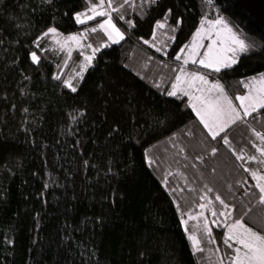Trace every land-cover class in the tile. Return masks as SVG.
<instances>
[{"label": "snow or ice", "instance_id": "obj_1", "mask_svg": "<svg viewBox=\"0 0 264 264\" xmlns=\"http://www.w3.org/2000/svg\"><path fill=\"white\" fill-rule=\"evenodd\" d=\"M218 4L219 0H81L79 4L70 0H39L38 4L31 5L33 16L25 30L31 43L25 42L21 46L23 55L14 56L6 67H19L23 63L33 72H41L49 53L59 57L55 70L41 72V75L52 84L53 89L60 90L58 95L65 99L66 104L72 101L68 104V119L72 122L86 120L88 96L85 86L101 63L107 68L108 61L102 60L107 53L103 50L121 45L126 37L146 23L149 27L147 38L136 35L135 39L152 50L151 54L146 55V64L155 61L162 71L151 79L140 73L135 75L149 85L148 92L156 103L165 107L156 110L151 124L144 126L135 121L133 126L143 127L145 135L155 133L157 129L165 134L164 139L157 143L171 150L170 157L175 164L180 165L181 161H185L182 168L190 167L193 178L190 179L180 168L162 170L158 163L161 158L153 152L156 146L144 147L139 133L126 138L119 120L113 119L105 139L111 143L112 139L119 138L121 146L132 148V151L124 156L117 149L114 155H109L104 175L108 180L110 195L103 194L107 203L102 206L108 207L110 203V210H115L117 199L122 202L126 198L120 185L136 172L137 149L132 145L135 140L143 149L141 170L150 178L155 177L159 181V188L172 197L169 211L175 209L178 228L183 230L192 256L197 257L196 264H202L205 245L212 246L211 252L215 257L213 264H264V72L236 81L243 91H233L224 80V77L236 72L235 66L240 63L242 54L252 51L257 47V42L238 31L237 25L222 14ZM189 21L192 22L190 26ZM8 22L13 23V18L9 17ZM60 24H67L75 30L62 31ZM186 26L188 33L185 34ZM15 27L18 30L23 28L22 25ZM181 34H185L183 42L180 40ZM5 40L9 45L19 43V40L0 35V46L4 52L10 50L4 46ZM261 50H264V46ZM74 53H78V56H74ZM156 54L163 59H158ZM127 67L123 65V68ZM20 76L25 81L33 79L23 71ZM97 81L93 82L94 88L98 99L104 100L105 104L104 120L99 126H103L108 119L111 101L119 99L125 92L129 97L125 108L135 117L134 86L113 80L106 71L97 77ZM114 89L118 91L114 92ZM17 91L21 97L29 95L27 85L19 86ZM82 93L84 102L80 103ZM4 99L7 100L6 97ZM168 105L175 111L169 109ZM16 107L13 102L11 108ZM23 111L27 113L28 108L25 107ZM126 114L123 111L120 113L121 116ZM182 116L189 117L188 123L183 128L176 127ZM24 123L19 130L25 132L27 138L32 133L24 127ZM238 129L241 130L239 139L235 136ZM197 132L198 146L203 155H196L193 162L189 157V146L182 141V137L192 140ZM92 143L97 141L93 140ZM76 147L82 149L84 145L77 140ZM222 149L226 156L230 154L228 158L240 174V179L235 181L236 188L243 189L241 196L247 198V203L242 204L243 214L240 215L237 214L236 205L225 199L198 167L206 157L216 158ZM116 156L121 157L119 163ZM90 163L83 159L84 167ZM216 171V167H212L208 175L215 176ZM177 178L178 183L172 186V180ZM44 187L47 188L48 184L45 183ZM185 192L192 194L191 203L183 195ZM226 192L232 197L237 195L231 183L226 185ZM2 198L3 194H0ZM181 200L185 207H181ZM152 207L151 203L145 205L148 213H151ZM253 209L259 210V217L253 221L258 227L250 226L245 221ZM86 222L94 230H103L105 226L103 214L94 219L88 218ZM189 222H193L192 230ZM220 233L222 236L217 239ZM61 241H67L69 249L84 247L83 242H77L70 235L62 234ZM4 243L15 250L14 239H6ZM89 251L94 257L98 249L92 245ZM138 256L137 264H144L145 251L138 250Z\"/></svg>", "mask_w": 264, "mask_h": 264}, {"label": "trees", "instance_id": "obj_2", "mask_svg": "<svg viewBox=\"0 0 264 264\" xmlns=\"http://www.w3.org/2000/svg\"><path fill=\"white\" fill-rule=\"evenodd\" d=\"M70 2L79 4L81 0ZM38 3L39 0H0V35L19 40L15 45H9L8 40H5L4 46L10 48L8 52H4L0 46V194L4 197L0 199V264H97V261L99 264H137L140 259L138 250L145 251L144 264H196L197 257L192 256L190 244L183 230L178 228L175 209L169 211L172 197L159 188V181L155 177L150 178L141 170L140 156L143 149L135 140L132 145L137 149L136 172L120 185L126 198L122 202L117 199L115 210H110V203L108 207L102 206L107 203L103 194L110 195L108 180L104 175L109 155H114L117 149L124 156L132 151V148H123L119 138L112 139L111 143L105 139L113 119L119 120L126 138L139 133L144 147L156 146L153 152L161 158L158 163L162 170L180 168L190 179L193 178L190 167L182 168L185 161H181L180 165L175 164L170 157L171 150L157 143L164 139L165 134L157 129L155 133L145 135L144 128L139 126L151 124L156 110L165 107L156 103L148 92L149 85L135 75L140 73L151 79L162 71L155 61L146 64V55L151 54L152 50L135 39L136 35L147 38L148 25L141 24L138 31L126 37L121 45L103 50L107 55L102 60L108 61V66L105 69L101 63L85 86L88 117L72 122L68 119V104L72 101L66 104L65 99L58 95L60 90L53 89L52 84L41 75V72L55 70L59 57L49 53L41 72H33L23 63L19 67H6L14 56L23 55L21 46L25 42L31 43L25 30L33 16L31 5ZM218 7L222 9V14L237 25L238 31L257 42V47L242 54L240 63L235 66L236 72L224 77L233 91H243L236 81L264 72V50H261L264 46V30L230 0H219ZM47 15L50 20V13ZM9 17L13 18V23L8 22ZM191 23L189 21V26ZM15 25H22L23 28L18 30ZM60 27L65 32L75 30L67 24H60ZM186 33L188 26L185 28ZM185 34H181V42ZM156 57L163 59L159 54ZM125 64L127 68H123ZM22 71L33 79L23 80L20 76ZM105 71L113 80L134 86L136 100L133 104L137 111L133 117L125 108L129 98L125 92L119 99L111 101L108 119L103 126H99L104 120L105 104L104 100L98 99L93 82H98L97 77ZM21 85H27V97L19 95L17 89ZM83 96L84 93L81 94L80 103L84 102ZM13 102L17 106L15 109L11 108ZM25 107L28 108L27 113L23 111ZM167 107L175 111L171 105ZM121 111L127 114L121 116ZM188 120V116L179 117L176 127L183 128ZM135 121H139V125L134 127ZM22 122H26L24 127L32 133L27 138L26 133L19 130ZM240 131L238 129L235 133L237 139L240 138ZM198 138L199 132L192 140L182 137V141L189 146V157L193 162L196 155H203ZM77 140L84 145L82 149L76 147ZM93 140L97 143H92ZM82 156L91 161L87 167L83 166ZM228 156L222 149L216 158L206 157L198 167L206 174L208 182L225 199L236 205L237 214L240 215L243 214L242 204L247 203V198L241 196L243 189L236 188L235 181L240 179V174L235 171ZM115 159L119 163L121 157L116 156ZM212 167L217 169L215 176L208 175ZM45 183L48 184L47 188L44 187ZM177 183L178 178L172 180V186ZM228 183L233 185L236 197L226 192ZM183 195L191 203L192 194L185 192ZM149 203L153 204L151 213L145 209ZM181 207H185L183 200ZM100 214H103L105 226L103 230H94L86 220ZM258 217L259 210L253 209L245 221L250 226L258 227L253 222ZM62 234L83 242L84 247L69 249L67 241H61ZM220 236L222 233L217 239ZM6 239L16 241L14 251L4 243ZM92 245L98 249L94 257L89 251ZM204 259L207 261L206 256ZM204 259L202 264H213Z\"/></svg>", "mask_w": 264, "mask_h": 264}, {"label": "water", "instance_id": "obj_3", "mask_svg": "<svg viewBox=\"0 0 264 264\" xmlns=\"http://www.w3.org/2000/svg\"><path fill=\"white\" fill-rule=\"evenodd\" d=\"M256 25L264 30V0H230Z\"/></svg>", "mask_w": 264, "mask_h": 264}, {"label": "rangeland", "instance_id": "obj_4", "mask_svg": "<svg viewBox=\"0 0 264 264\" xmlns=\"http://www.w3.org/2000/svg\"><path fill=\"white\" fill-rule=\"evenodd\" d=\"M74 56H78V53H74ZM192 223L193 222H189V228H190V230H192ZM214 232H215V230H214ZM211 247L212 246L205 245L206 252L204 253V257L206 256L207 261L210 262V263H213L215 257L212 255ZM204 261H206V259H204Z\"/></svg>", "mask_w": 264, "mask_h": 264}]
</instances>
